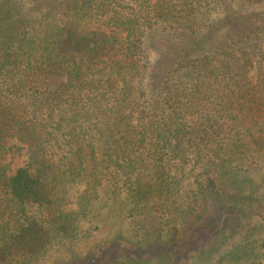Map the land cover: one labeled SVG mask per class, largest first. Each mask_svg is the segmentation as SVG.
I'll use <instances>...</instances> for the list:
<instances>
[{
    "label": "trees",
    "instance_id": "16d2710c",
    "mask_svg": "<svg viewBox=\"0 0 264 264\" xmlns=\"http://www.w3.org/2000/svg\"><path fill=\"white\" fill-rule=\"evenodd\" d=\"M105 227L65 264H264V0H0V264Z\"/></svg>",
    "mask_w": 264,
    "mask_h": 264
},
{
    "label": "rangeland",
    "instance_id": "374dc122",
    "mask_svg": "<svg viewBox=\"0 0 264 264\" xmlns=\"http://www.w3.org/2000/svg\"><path fill=\"white\" fill-rule=\"evenodd\" d=\"M13 156V157H12ZM7 163L10 164V167L15 170L17 167H20L23 164L24 157L18 154H10L7 157ZM105 212H102V214ZM100 219V217H98ZM82 227L88 228L91 224L88 221L81 222ZM106 228H103L99 231L95 230L91 232L90 236L86 239L80 240L72 249H67L62 246H55L50 253L45 257L41 264H65L71 260L72 253H79L81 256L87 254L90 250H93L94 244L99 243L98 241L104 237L106 234Z\"/></svg>",
    "mask_w": 264,
    "mask_h": 264
}]
</instances>
